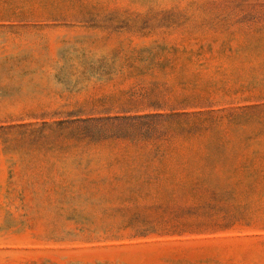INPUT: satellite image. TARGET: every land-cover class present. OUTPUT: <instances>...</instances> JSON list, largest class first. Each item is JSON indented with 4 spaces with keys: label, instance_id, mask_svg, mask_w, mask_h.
Listing matches in <instances>:
<instances>
[{
    "label": "rangeland",
    "instance_id": "rangeland-1",
    "mask_svg": "<svg viewBox=\"0 0 264 264\" xmlns=\"http://www.w3.org/2000/svg\"><path fill=\"white\" fill-rule=\"evenodd\" d=\"M0 264H264V0H0Z\"/></svg>",
    "mask_w": 264,
    "mask_h": 264
}]
</instances>
